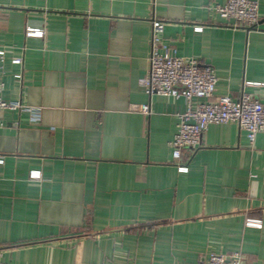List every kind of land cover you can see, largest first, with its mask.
<instances>
[{
    "label": "crops",
    "instance_id": "1",
    "mask_svg": "<svg viewBox=\"0 0 264 264\" xmlns=\"http://www.w3.org/2000/svg\"><path fill=\"white\" fill-rule=\"evenodd\" d=\"M256 1L259 22L245 29L213 14L223 0H0L2 98L39 110L36 121L0 115L1 262L206 264L239 253L264 264V134L250 145L237 125H211L180 173L169 143L184 102L139 86L156 18L176 56L214 69L210 101L244 92L264 104ZM27 26L43 38H26Z\"/></svg>",
    "mask_w": 264,
    "mask_h": 264
},
{
    "label": "built area",
    "instance_id": "2",
    "mask_svg": "<svg viewBox=\"0 0 264 264\" xmlns=\"http://www.w3.org/2000/svg\"><path fill=\"white\" fill-rule=\"evenodd\" d=\"M212 12L235 28L252 29L259 22L256 0H223L222 4L212 8ZM150 26L148 70L140 79L139 86L148 97L159 95L182 99L184 102L185 110L177 116L176 133L169 143L178 172L188 171L183 162V152L192 155L200 147L202 136L211 125L227 123L237 125L239 130L245 133L250 145L254 143L257 134H264L263 103L244 92L236 100L225 96L210 101L217 84L214 69L210 66H201L196 59L176 56L174 50L163 40V21L153 18ZM194 30L199 32L202 28L195 27ZM43 36V28L29 26L25 28L26 38H43ZM5 53V48L0 44V68L5 61ZM12 63L20 65L22 60L16 59ZM2 91L3 83L0 78V115L4 110H11L29 113L33 121L38 120L39 110L23 106L18 101L4 100ZM129 111L144 116H149L151 113L149 104H133ZM39 176L38 172L30 174L31 179H38ZM245 225L255 229L262 227L261 221L257 220H247ZM0 264L5 263L0 261ZM206 264H244V258L239 253L210 254Z\"/></svg>",
    "mask_w": 264,
    "mask_h": 264
}]
</instances>
